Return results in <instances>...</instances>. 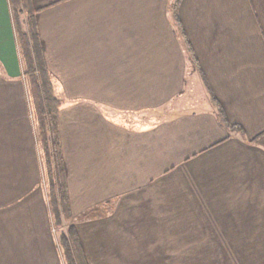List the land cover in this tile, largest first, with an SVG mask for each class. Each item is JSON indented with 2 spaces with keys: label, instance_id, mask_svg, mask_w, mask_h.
<instances>
[{
  "label": "crops",
  "instance_id": "obj_1",
  "mask_svg": "<svg viewBox=\"0 0 264 264\" xmlns=\"http://www.w3.org/2000/svg\"><path fill=\"white\" fill-rule=\"evenodd\" d=\"M173 2L33 0L63 102L72 214L103 207L76 224L85 254L104 264H264V0L179 6L203 90L244 134L221 123L210 96L204 110L175 113L191 72ZM25 79L10 0H0V264H64ZM169 107L146 126L125 117Z\"/></svg>",
  "mask_w": 264,
  "mask_h": 264
},
{
  "label": "trees",
  "instance_id": "obj_2",
  "mask_svg": "<svg viewBox=\"0 0 264 264\" xmlns=\"http://www.w3.org/2000/svg\"><path fill=\"white\" fill-rule=\"evenodd\" d=\"M180 3L181 0H174L171 6V14L183 47L189 55L190 66L192 69L199 70L202 74L199 60L179 16ZM10 4L18 39L20 41L21 36L24 38L23 44H19V46L25 60V76L29 81L31 104L38 125L37 135L44 151V159H42L44 177L47 182L46 185H48L49 206L54 225L62 227L63 224L73 220L67 185V170L59 134L58 115L63 102L56 96L53 77L47 69L44 59L36 16L40 9L34 7L33 0H10ZM19 15L25 18L24 21L27 27L25 31L16 23V20L20 18ZM213 99L212 104L217 109L221 123L231 132L244 134L242 128L229 122L215 96H213ZM96 209L94 210L96 211ZM95 211L91 214L87 213V215L94 217ZM98 211L101 212L102 210L99 209ZM59 242L65 264H89L76 226L69 225L65 231H62Z\"/></svg>",
  "mask_w": 264,
  "mask_h": 264
},
{
  "label": "rangeland",
  "instance_id": "obj_3",
  "mask_svg": "<svg viewBox=\"0 0 264 264\" xmlns=\"http://www.w3.org/2000/svg\"><path fill=\"white\" fill-rule=\"evenodd\" d=\"M19 17L20 18H19V20L18 19L16 20L17 21L16 23H17V25L18 24L20 25V27H21V29H23V31H25V29L27 28L26 24H25V21H24L25 18L22 15L21 16L19 15ZM17 37H18V34H17ZM23 42H24V38H23V36H21L19 44H23ZM21 55H22L23 67H25V60H24L22 51H21ZM188 58H189V55H188ZM25 69H26V67H25ZM190 72L191 73L188 74L189 83L187 85L186 94H185L183 99H181V100L176 102L177 104H176V107L174 109L175 113L176 112L177 113L178 112L185 113V112H191V111L204 110L205 108L208 107L207 99H208L209 96H210L211 103H213V100H214L213 96L214 95L210 92L209 88H208L209 92H206L207 91L206 89L203 90V87L205 86V84L202 83L203 79H202L200 71L196 70L194 68L192 69V67L190 66ZM25 82H26V85H27L28 92L30 94V85H29V81H28L27 78L25 79ZM30 100H31V95H30ZM213 108H215V107L213 106ZM171 109L172 108L169 107L168 109L157 111L154 114L143 112V113H137V114H134V115H125V117L127 119L129 117L134 118V121H136V122L138 121L137 122L138 126H146V125L149 124V119L151 117L152 118L154 117V120H162V119L167 118V116H169V114L172 113ZM168 110L170 112H168ZM33 116H34V122H35V131H36V134H38V125L36 124V117L34 115V111H33ZM134 124H136V123H134ZM239 127L242 128L241 126H239ZM37 143L39 145V151H40L41 159L42 158L44 159V156H43V152L44 151L42 149L43 146L41 144V141H40V138H39L38 135H37ZM43 159H42V163H43ZM46 184H47V182L45 181L44 169H43V185L46 187V189H48L47 188L48 185H46ZM99 209L102 210V211L101 212L98 211ZM99 209L98 210L96 209L94 217H90L88 215L87 216L86 215H81V217L75 218L73 216V220L71 222H69V223L63 224L62 227H58L57 225H54L55 223L53 222V230H54V234L56 236L57 242H59L60 234H61L62 231H65L69 225H74L77 228L76 224L79 221L83 220V217L86 216L84 220L102 218L103 217V207H99ZM71 213H72V211H71ZM52 220H53V218H52ZM59 243H58V246H59ZM59 250H60V254H61L62 258H63V254L61 252L60 247H59ZM85 256H86V259L89 262V264H104L103 257H98V256H95V255L90 257V256H87L86 254H85ZM63 262L65 264L64 259H63Z\"/></svg>",
  "mask_w": 264,
  "mask_h": 264
}]
</instances>
